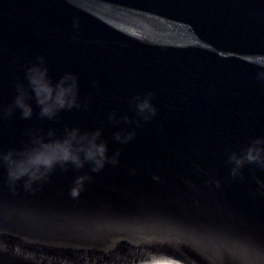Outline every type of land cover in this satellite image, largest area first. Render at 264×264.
<instances>
[{
    "label": "water",
    "instance_id": "obj_1",
    "mask_svg": "<svg viewBox=\"0 0 264 264\" xmlns=\"http://www.w3.org/2000/svg\"><path fill=\"white\" fill-rule=\"evenodd\" d=\"M40 56L54 81L79 76L88 109L49 121L32 100L29 120L0 115V152L28 129L99 128L119 162L58 166L34 193L0 166V264H264V169L234 178L228 160L264 138V0H0V108ZM147 92L158 115L137 128Z\"/></svg>",
    "mask_w": 264,
    "mask_h": 264
},
{
    "label": "clouds",
    "instance_id": "obj_2",
    "mask_svg": "<svg viewBox=\"0 0 264 264\" xmlns=\"http://www.w3.org/2000/svg\"><path fill=\"white\" fill-rule=\"evenodd\" d=\"M73 27L79 28L78 20L73 22ZM49 71L47 58L37 57V62L31 63L25 69L24 78L27 83L18 81L15 84L14 101L7 108H0V115L10 118L19 110L20 118L29 120L34 114V109L29 103L32 100L39 108V117L49 121L55 120L62 111L87 110L90 99L85 103L79 100V76L66 72L54 81ZM258 78L264 80V72H261ZM93 87H99L97 81H93ZM153 96L154 93L147 92L133 98L137 128L141 126V121L149 122L158 115V109L152 103ZM121 119L126 124L133 123L128 116L118 117L115 112L108 116V121L113 125H118ZM25 135L28 140L21 149L0 152V166L7 170L8 180L13 188L23 181L24 190L34 193L37 190L34 186L47 182L58 166L62 171H68L69 165L75 169H83L88 164L91 165L93 173H98L107 164L116 166L119 162L120 152L108 155V144L101 139L102 130L99 128L94 131H82L79 127L65 126L62 137H58L53 129H49L45 134L37 128L28 129ZM135 135V129H125L115 132L113 139L120 144H127ZM228 160L233 165L230 174L234 178L246 164H255L264 169V138L253 139L239 153H230ZM90 179L87 175L78 176L69 190V195L73 199L78 198ZM216 186L219 187L218 181Z\"/></svg>",
    "mask_w": 264,
    "mask_h": 264
}]
</instances>
